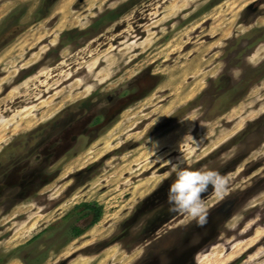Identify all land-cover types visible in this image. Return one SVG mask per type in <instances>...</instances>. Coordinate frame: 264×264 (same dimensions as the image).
I'll list each match as a JSON object with an SVG mask.
<instances>
[{"label":"rangeland","instance_id":"1","mask_svg":"<svg viewBox=\"0 0 264 264\" xmlns=\"http://www.w3.org/2000/svg\"><path fill=\"white\" fill-rule=\"evenodd\" d=\"M0 31V264H264V0H0ZM169 158L229 178L203 225Z\"/></svg>","mask_w":264,"mask_h":264},{"label":"clouds","instance_id":"2","mask_svg":"<svg viewBox=\"0 0 264 264\" xmlns=\"http://www.w3.org/2000/svg\"><path fill=\"white\" fill-rule=\"evenodd\" d=\"M151 143L153 152H156L155 142ZM157 158H160L159 155ZM167 163L170 165V169L166 175H174L166 194L169 210L174 213L186 214L198 225H203L207 222L208 213L202 194L211 189L217 196H223L228 190L229 178L222 175L218 170L207 167L201 169L186 168L179 159L169 158Z\"/></svg>","mask_w":264,"mask_h":264},{"label":"trees","instance_id":"3","mask_svg":"<svg viewBox=\"0 0 264 264\" xmlns=\"http://www.w3.org/2000/svg\"><path fill=\"white\" fill-rule=\"evenodd\" d=\"M40 17V15H39ZM1 32V31H0ZM101 216V208L95 202H84L78 205H75L70 212L63 217L65 220L66 218H73V221L69 225L66 230V234H68V240L77 238L81 234L84 233L89 227L94 225ZM90 221L87 225L81 227L78 225L79 221H83L89 219Z\"/></svg>","mask_w":264,"mask_h":264}]
</instances>
